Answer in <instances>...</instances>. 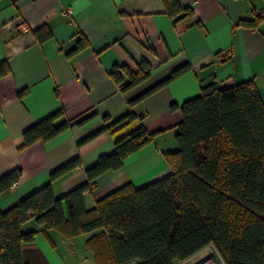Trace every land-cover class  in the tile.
<instances>
[{"label": "crops", "instance_id": "obj_1", "mask_svg": "<svg viewBox=\"0 0 264 264\" xmlns=\"http://www.w3.org/2000/svg\"><path fill=\"white\" fill-rule=\"evenodd\" d=\"M178 1L193 14L174 23L163 0H0V62L9 67L0 78V177L22 171L0 194V210L48 183L55 169L76 157L80 164L54 180L53 191L61 196L83 184L85 169L114 151L107 126L127 112L130 99L184 63L192 69L133 105L142 126L157 133L121 168L97 177L84 195L87 209L127 183L140 187L170 173L163 152L177 148L179 106L202 86L253 79L264 102V0ZM68 7L71 18L64 13ZM255 16L261 18L256 27L240 24ZM22 23L27 31L19 30ZM41 27L51 32L42 42L34 34ZM81 37L88 45L69 54ZM141 60L152 68L149 78L122 91L110 72L116 65L135 71ZM58 110L64 113L58 122L84 120L47 142L20 148L24 130ZM22 230L37 231L23 245L28 264H97L86 246L90 234L65 238L33 219Z\"/></svg>", "mask_w": 264, "mask_h": 264}, {"label": "trees", "instance_id": "obj_2", "mask_svg": "<svg viewBox=\"0 0 264 264\" xmlns=\"http://www.w3.org/2000/svg\"><path fill=\"white\" fill-rule=\"evenodd\" d=\"M163 3L174 23L193 14L178 0ZM260 21L255 16L240 24L253 28ZM34 34L40 42L51 36L45 27ZM87 45L81 37L69 54ZM191 69L189 63L176 67L128 101L127 112L107 126L114 151L85 169L83 184L61 196L53 191L52 182L80 164L76 157L55 169L48 183L0 210L1 264H28L23 245L32 242L37 231H23L22 225L32 219L65 238L90 234L86 246L97 264H176L207 246L224 264H264V102L253 79L228 87L215 81L202 86L198 95L179 106L177 148L163 152L170 173L140 187L127 183L97 199L94 207H85L84 195L97 177L121 168L157 133L142 126L133 105ZM151 70L141 60L135 71L114 66L110 76L125 91L147 80ZM8 72L7 62H0V78ZM63 114L58 110L25 129L20 148L47 142L84 120L58 122ZM21 174L16 168L2 175L0 194Z\"/></svg>", "mask_w": 264, "mask_h": 264}, {"label": "built area", "instance_id": "obj_3", "mask_svg": "<svg viewBox=\"0 0 264 264\" xmlns=\"http://www.w3.org/2000/svg\"><path fill=\"white\" fill-rule=\"evenodd\" d=\"M64 13L68 15L70 18L73 15V9L68 7L64 10ZM20 31H27L28 27L22 23L18 26ZM208 248H204L201 251L197 252L196 254L192 255L191 257L183 260L178 261L176 264H224L223 261L218 259L215 251L211 249L212 246H208ZM128 264H138L136 262L128 263Z\"/></svg>", "mask_w": 264, "mask_h": 264}, {"label": "rangeland", "instance_id": "obj_4", "mask_svg": "<svg viewBox=\"0 0 264 264\" xmlns=\"http://www.w3.org/2000/svg\"><path fill=\"white\" fill-rule=\"evenodd\" d=\"M173 139H174V138H173ZM176 144H177V143H176ZM176 147H177V145H176ZM206 248H208V249H209L210 247H208V246H207ZM211 249H213V250L215 251V253H216V255L218 256V259H219V258H220V256L218 255L217 251H216V250H215L213 247H211ZM220 259H221V258H220ZM220 259H219V260H220ZM221 260H222V259H221Z\"/></svg>", "mask_w": 264, "mask_h": 264}]
</instances>
